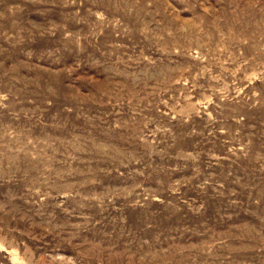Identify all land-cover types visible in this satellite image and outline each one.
<instances>
[{
	"label": "rangeland",
	"instance_id": "1",
	"mask_svg": "<svg viewBox=\"0 0 264 264\" xmlns=\"http://www.w3.org/2000/svg\"><path fill=\"white\" fill-rule=\"evenodd\" d=\"M0 264H264V0H0Z\"/></svg>",
	"mask_w": 264,
	"mask_h": 264
}]
</instances>
